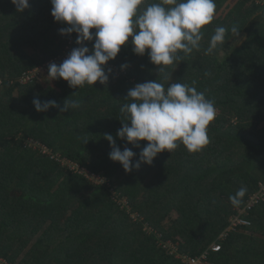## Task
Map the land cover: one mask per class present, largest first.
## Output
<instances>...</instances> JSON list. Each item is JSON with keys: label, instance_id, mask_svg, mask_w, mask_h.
<instances>
[{"label": "trees", "instance_id": "1", "mask_svg": "<svg viewBox=\"0 0 264 264\" xmlns=\"http://www.w3.org/2000/svg\"><path fill=\"white\" fill-rule=\"evenodd\" d=\"M160 2L145 0L140 8ZM29 3L17 12L11 0H0V259L181 264L162 240L199 256L240 216L251 224L231 231L211 264H264V202L251 213L239 211L264 183V5L215 0L214 19L202 27L199 49L179 51L163 73L147 52H133L130 36L104 66L107 85L73 88L63 78L44 85L36 74L23 82L32 70L51 61L59 65L80 46L77 33L61 34L68 25L55 21L51 0ZM233 25L246 35L240 46ZM221 26L227 29L225 41L208 54ZM85 46L92 49L94 41ZM154 80L165 89L188 84L214 101L210 143L198 153L181 143L173 153H159L151 165L141 162L127 172L110 158L113 149L105 136L111 134L121 151L136 153L133 165L139 161L148 141L136 147L117 135L128 122L121 107L131 102L128 91L137 83ZM34 99L54 100L58 107L37 111ZM66 100L76 106L62 112ZM241 187L247 192L234 206L230 196Z\"/></svg>", "mask_w": 264, "mask_h": 264}, {"label": "clouds", "instance_id": "2", "mask_svg": "<svg viewBox=\"0 0 264 264\" xmlns=\"http://www.w3.org/2000/svg\"><path fill=\"white\" fill-rule=\"evenodd\" d=\"M11 2L17 12L30 7L29 0ZM144 3L145 0H51L55 21L68 25L60 29L61 34L77 33L76 43L80 46L74 48L61 64L51 61L32 70V74L22 78L23 82H30L34 74L40 78L46 73L52 81L50 84L54 79L63 78L73 88L95 85L97 81L107 85L109 74L104 66L117 57L130 36L133 52L141 56L147 52L150 61L163 73L166 66L179 59V51L187 55L199 49L203 38L201 29L213 21L216 11L215 0H161L141 9ZM226 32L222 26L215 29L206 50L208 54L224 43ZM231 32L239 36L240 30L233 25ZM86 41H94L92 49L85 46ZM127 99L131 102L123 104L121 112L128 122L121 120L123 127L117 135L136 147L141 141L148 143L142 148L139 161L133 165L136 153L127 147L121 151L113 136L106 134L113 149L110 158L120 162L125 171L131 172L133 166L138 169L141 162L151 165L159 153L165 150L173 153L181 143L192 153L202 151L210 143L208 127L216 117L214 101L195 87L176 82L165 89L157 80L146 81L131 88ZM33 104L37 111L58 107L54 100L42 104L39 99H34ZM75 106L76 102L66 100L61 111ZM246 192L244 187L238 189L230 196L232 204L239 206ZM150 231L154 232L153 229ZM168 242L173 241L162 240L161 245L169 254Z\"/></svg>", "mask_w": 264, "mask_h": 264}, {"label": "built area", "instance_id": "3", "mask_svg": "<svg viewBox=\"0 0 264 264\" xmlns=\"http://www.w3.org/2000/svg\"><path fill=\"white\" fill-rule=\"evenodd\" d=\"M255 1L257 4L264 5V0H251ZM99 183H103L102 180H97ZM264 201V183L260 184V189L255 193L249 200L245 209H239L240 212L247 213V211L252 210L254 207L261 204ZM251 223L244 220L242 217L238 216L232 219V225L226 231H224L220 236V241L215 242L205 253L199 256H193L191 254L183 253L180 250L179 244L167 243L166 247L171 256L175 257L180 261L181 264H211L210 258L213 252L219 253L223 250V244L221 241L226 240L229 237L231 231L236 230L242 225H250ZM0 264H11L3 259H0Z\"/></svg>", "mask_w": 264, "mask_h": 264}, {"label": "rangeland", "instance_id": "4", "mask_svg": "<svg viewBox=\"0 0 264 264\" xmlns=\"http://www.w3.org/2000/svg\"><path fill=\"white\" fill-rule=\"evenodd\" d=\"M229 4L232 6L234 4V2L233 1H230ZM245 39H246V35H244V34L239 35L237 37V39L235 40V45L236 46H240L245 41ZM39 79H40V81L43 82L44 85H47L50 82H52L46 73H42ZM177 217H178V213L177 212H174V218H177ZM168 243H172V242H168Z\"/></svg>", "mask_w": 264, "mask_h": 264}, {"label": "bare ground", "instance_id": "5", "mask_svg": "<svg viewBox=\"0 0 264 264\" xmlns=\"http://www.w3.org/2000/svg\"><path fill=\"white\" fill-rule=\"evenodd\" d=\"M4 260V259H3Z\"/></svg>", "mask_w": 264, "mask_h": 264}]
</instances>
